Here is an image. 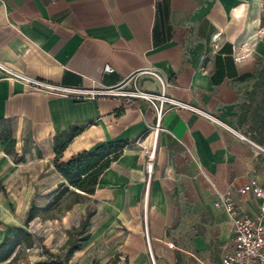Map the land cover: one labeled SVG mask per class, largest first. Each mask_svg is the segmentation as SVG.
<instances>
[{
  "label": "crops",
  "instance_id": "1",
  "mask_svg": "<svg viewBox=\"0 0 264 264\" xmlns=\"http://www.w3.org/2000/svg\"><path fill=\"white\" fill-rule=\"evenodd\" d=\"M245 47L248 57L236 62L233 50ZM0 63L81 90L115 88L152 68L170 97L235 131L173 110L155 140L154 111L141 100H75L0 74V174L20 187L64 182L54 138L73 127L82 131L61 161L127 142L85 196L92 228L68 264H222L234 230L214 207L218 196L228 192L251 216L262 200L238 188L256 180L264 192V0H0ZM138 82L160 90L152 78Z\"/></svg>",
  "mask_w": 264,
  "mask_h": 264
},
{
  "label": "built area",
  "instance_id": "2",
  "mask_svg": "<svg viewBox=\"0 0 264 264\" xmlns=\"http://www.w3.org/2000/svg\"><path fill=\"white\" fill-rule=\"evenodd\" d=\"M214 49L218 48L216 43V37H214ZM250 48L245 47L244 52H235L233 50L234 60L236 62H242L248 57ZM103 71L112 72V68L105 64ZM0 74L3 79H13L26 83L27 86L36 91H43L53 95H59L63 97L74 98L75 100H88L97 98H115L122 99L126 102L141 100L145 102L154 111L155 125L152 128L154 132V138L160 130L161 119L169 112L173 110H188L197 116H201L214 124L221 125L229 130L231 133L235 131L230 130L221 121L215 119L213 116L193 107L192 105L181 103L166 93V85L162 80L159 73L154 69H144L135 71L132 75L115 88L104 89H88L81 90L78 88H64L60 86H54L42 80H36L31 77L22 75L20 72L13 70L9 66L7 67L3 63H0ZM147 77L154 79L159 87V91H146L140 88L138 80L140 78ZM237 134V133H235ZM240 139L249 142L253 147L262 151L247 138L239 135ZM154 159V148L148 155V160L145 165L147 177L150 178L152 174V162ZM240 195L252 194L255 198L262 200V203L258 206L255 215H247L240 211L235 201L230 198V194L218 196V201L214 203L216 209H221L229 218L232 228L234 230V237L232 241L233 249L230 253L225 254L221 262L222 264H264V192L259 186L256 180H250V183L238 188Z\"/></svg>",
  "mask_w": 264,
  "mask_h": 264
},
{
  "label": "rangeland",
  "instance_id": "3",
  "mask_svg": "<svg viewBox=\"0 0 264 264\" xmlns=\"http://www.w3.org/2000/svg\"><path fill=\"white\" fill-rule=\"evenodd\" d=\"M15 181L14 176L0 174V242L5 237L13 238L16 227H23L31 234L34 246L29 250L18 249L12 264L45 261L47 257L41 246L54 254L64 256L69 238L77 244L82 238L89 237L93 203L88 198L70 193L49 207L58 185L54 189L30 191V188L25 185L20 187ZM30 199L37 204L39 210L36 212L37 217L24 227L31 206H35L30 204ZM82 223H85L84 228Z\"/></svg>",
  "mask_w": 264,
  "mask_h": 264
},
{
  "label": "trees",
  "instance_id": "4",
  "mask_svg": "<svg viewBox=\"0 0 264 264\" xmlns=\"http://www.w3.org/2000/svg\"><path fill=\"white\" fill-rule=\"evenodd\" d=\"M260 73H264V64L259 69ZM264 80V79H263ZM82 131L79 127H73L68 132L60 134L58 138H54L53 151L55 159L53 166L56 172L60 173L64 182L59 183L58 190L55 192L53 200L48 206L57 204L64 196L72 193L79 196H90L94 193L97 181L101 174L106 170L110 163L116 160L121 154L122 149L127 145L125 141H111L105 144L95 146L90 151H83L74 155L67 161H61V153L66 146L73 140V137ZM39 210L36 206L31 209L26 216L24 227L37 217L36 212ZM84 228L85 223H82ZM88 237H84L79 242L85 241ZM75 244L71 238L67 241L66 252L64 256L54 254L46 247L41 246L46 255L45 261H39L34 264H68L73 254L77 251L80 244ZM34 246L32 236L23 227H16L13 238L5 237L0 242V263L12 264L18 254V249L25 248L29 250Z\"/></svg>",
  "mask_w": 264,
  "mask_h": 264
}]
</instances>
